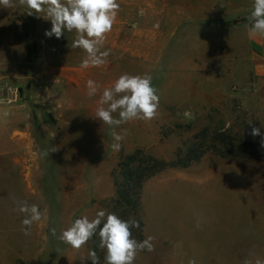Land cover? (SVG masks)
Wrapping results in <instances>:
<instances>
[{
    "label": "rangeland",
    "instance_id": "obj_1",
    "mask_svg": "<svg viewBox=\"0 0 264 264\" xmlns=\"http://www.w3.org/2000/svg\"><path fill=\"white\" fill-rule=\"evenodd\" d=\"M118 3V45L109 47L106 36L102 50L110 55L100 67H80L86 53L71 47L74 32L57 39L45 35L50 29L26 25L0 31L1 42L12 38L0 45V62L6 59L0 107L28 101L33 74L43 76L51 104L40 116L31 112L33 140L21 171L11 157H0V264H91V239L75 250L59 235L84 215L114 213L117 162L136 149L165 167L141 184L143 240L155 239L154 250L139 252L134 264H243L264 257V147L250 135L253 126H264V81L252 68L246 27L253 0ZM141 24L147 46H133L130 55L127 39L138 36ZM123 73L150 74L160 101L155 119L115 129L124 138L113 151L112 129L95 114L104 88ZM89 79L100 86L94 97L87 95ZM8 86L17 97L4 104ZM14 200L44 212L28 236ZM99 243L98 237L96 254L105 264Z\"/></svg>",
    "mask_w": 264,
    "mask_h": 264
},
{
    "label": "clouds",
    "instance_id": "obj_2",
    "mask_svg": "<svg viewBox=\"0 0 264 264\" xmlns=\"http://www.w3.org/2000/svg\"><path fill=\"white\" fill-rule=\"evenodd\" d=\"M26 8L27 15H36L51 21V29L45 35H53L59 39L64 32H74L72 48H80L86 53L80 67H100L107 63L110 50H102L106 36L111 32L120 10L118 0H0V8ZM249 34L264 36V0H253L252 10L247 17ZM158 27V25H157ZM150 74L131 75L121 74L110 88H104L98 101L95 118L112 129L110 135L113 151L121 149L123 135L115 129L133 120L150 121L156 118L159 108L158 90L152 85ZM100 86L93 80L87 81V95H97ZM118 114L116 118L113 114ZM252 125V121L247 122ZM261 127H264L261 125ZM261 127L253 126L250 135L261 137V147H264V132ZM52 151H56L52 148ZM51 151V152H52ZM42 155L48 156L49 152ZM15 211L24 214L22 231L25 236L31 234V227L44 217V212L37 204L27 201L14 200ZM102 225V227H101ZM197 228L200 224L197 223ZM140 223L134 218L124 220L115 213L99 210L95 218L87 215L75 219L64 229L59 239L75 250L81 249L94 235L99 236V247L106 250L105 264H134L139 252L154 250L155 237L147 236L138 241L133 237L132 230L139 229ZM56 235V229H51ZM91 264H99V258L94 250L88 254ZM87 261V260H82ZM188 264H197L190 259ZM243 264H264V257L245 258Z\"/></svg>",
    "mask_w": 264,
    "mask_h": 264
},
{
    "label": "crops",
    "instance_id": "obj_3",
    "mask_svg": "<svg viewBox=\"0 0 264 264\" xmlns=\"http://www.w3.org/2000/svg\"><path fill=\"white\" fill-rule=\"evenodd\" d=\"M24 7L16 8H0V31L6 30H19L25 27L30 29H51V21L45 20L42 17L34 15L25 16ZM36 24H40L37 26ZM117 29V23L115 21L111 32L107 34L109 41V47H116L117 41L115 37V31ZM147 25L141 24L139 27V34L136 38L127 39V45L129 48V54L133 52L132 47L139 45L147 46ZM247 37L249 38L250 60L252 62V68L259 82L264 81V36L257 34H249V28ZM12 43V38L9 37L4 42L0 41V45H7ZM124 44V43H122ZM142 56V52L138 53ZM143 55H145L143 53ZM6 59H2L0 63L5 62ZM2 70V65H0ZM3 73L0 72V78ZM30 83L27 92H24L28 97V101L18 102L11 107H0V157H11L15 163L13 168L21 171L24 167V159L27 158L26 152L29 151L27 146L33 140L32 128L34 124L31 122L34 110H37L39 115L40 110L48 109L51 104L47 101L46 86L43 84V76L40 74H33L30 77ZM39 89V90H38ZM43 124H40V128ZM44 130V129H43ZM14 134V135H13ZM35 140V139H34ZM36 141V140H35ZM38 146V145H37ZM66 156V151H65ZM57 167V166H56ZM61 171V166L59 167Z\"/></svg>",
    "mask_w": 264,
    "mask_h": 264
},
{
    "label": "trees",
    "instance_id": "obj_4",
    "mask_svg": "<svg viewBox=\"0 0 264 264\" xmlns=\"http://www.w3.org/2000/svg\"><path fill=\"white\" fill-rule=\"evenodd\" d=\"M165 163L150 155H144L142 150L124 155L117 162L119 181L114 182L116 198L114 200V213L120 218L128 220L134 218L140 223L139 229H133V237L138 241L143 240L142 222L139 218V191L143 181L163 169ZM102 227V225H101ZM98 234L91 239L92 250L97 253Z\"/></svg>",
    "mask_w": 264,
    "mask_h": 264
},
{
    "label": "built area",
    "instance_id": "obj_5",
    "mask_svg": "<svg viewBox=\"0 0 264 264\" xmlns=\"http://www.w3.org/2000/svg\"><path fill=\"white\" fill-rule=\"evenodd\" d=\"M5 92H6V96H3L1 98V101L4 103V104H9V103H12L16 100V97H17V89L16 88H13V87H6L5 88Z\"/></svg>",
    "mask_w": 264,
    "mask_h": 264
},
{
    "label": "water",
    "instance_id": "obj_6",
    "mask_svg": "<svg viewBox=\"0 0 264 264\" xmlns=\"http://www.w3.org/2000/svg\"><path fill=\"white\" fill-rule=\"evenodd\" d=\"M18 92H19V93L21 92L20 89L18 90Z\"/></svg>",
    "mask_w": 264,
    "mask_h": 264
}]
</instances>
